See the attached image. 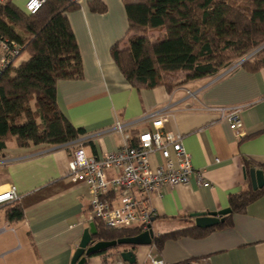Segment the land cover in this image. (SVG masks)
I'll use <instances>...</instances> for the list:
<instances>
[{
    "label": "crops",
    "instance_id": "obj_1",
    "mask_svg": "<svg viewBox=\"0 0 264 264\" xmlns=\"http://www.w3.org/2000/svg\"><path fill=\"white\" fill-rule=\"evenodd\" d=\"M24 12L27 0H5ZM79 7L66 17L81 57L83 77L60 80L56 102L69 123L85 134L112 127L115 119L140 120L149 113L165 119V129L182 136L194 172H202L210 187H202L195 173L189 184L164 188L150 196L155 218L154 237L194 227L192 214L228 208L231 195L249 190V169L264 167V67L250 72L235 68L223 76L191 81L167 91L165 87L136 90L123 78L111 57V48L125 39L127 15L123 0H99L104 13L89 9L91 0H74ZM241 107V128L212 108ZM151 130L149 120L137 123V136ZM121 136L108 133L88 141L87 155L115 152ZM154 164L160 158L153 159ZM65 146L18 147L8 142L0 156V192L16 188L20 199L5 205L0 219V264H71L89 220V197L83 184L68 177ZM22 209V219L8 221L6 210ZM0 208V209H1ZM129 248L87 258L86 264H110ZM136 263L147 256L165 264L206 259L208 264H264V195L233 214L230 224L204 238L180 237L134 249ZM135 263V264H136Z\"/></svg>",
    "mask_w": 264,
    "mask_h": 264
},
{
    "label": "trees",
    "instance_id": "obj_2",
    "mask_svg": "<svg viewBox=\"0 0 264 264\" xmlns=\"http://www.w3.org/2000/svg\"><path fill=\"white\" fill-rule=\"evenodd\" d=\"M88 6L94 13L106 10L99 0L89 1ZM123 6L127 32L110 53L125 81L136 90L162 86L171 91L191 81L214 78L228 70L233 60L242 62L239 67L250 72L264 67V49L254 57L248 55L264 44V0H123ZM78 7L74 0H45L37 13L28 15L9 1L0 5V38L20 48L19 56L0 76V156L11 141L20 148L62 146L85 135L83 129L69 123L56 102L58 81L83 77L66 17ZM23 53L28 59L15 67ZM135 137L132 134V141ZM261 171L264 178V167ZM263 195L264 187L231 195V213L223 224L160 235L153 238L152 245L160 250L169 239L204 238L228 226L233 214L243 213ZM22 216L19 206L6 210L8 221ZM93 224L94 242L141 233L137 228L116 230L98 221ZM118 248L133 249L117 246L94 255Z\"/></svg>",
    "mask_w": 264,
    "mask_h": 264
},
{
    "label": "built area",
    "instance_id": "obj_3",
    "mask_svg": "<svg viewBox=\"0 0 264 264\" xmlns=\"http://www.w3.org/2000/svg\"><path fill=\"white\" fill-rule=\"evenodd\" d=\"M5 0H0L2 5ZM45 0H27L24 12L37 13ZM20 48L13 42L0 38V76L19 56ZM242 62L231 66L219 76L238 68ZM218 76V77H219ZM230 122L232 130L241 128V107L212 108ZM143 120H149L151 130L142 132L132 141V128ZM117 133L121 146L111 153L87 155L83 146L95 137ZM68 149V177L71 183L83 184L89 197V220L98 221L105 228L123 230L130 228L146 231L155 218L150 206V196L164 188L187 185L195 173L198 183L210 187L202 172H194L191 158L182 145V136L165 129V119L158 113H149L140 120L123 122L115 119L111 128L96 134H85L66 143ZM160 162L154 164V158ZM20 196L13 186L0 192V207L15 204ZM147 264H165L159 257L148 255ZM110 264H129L120 257ZM142 264V263H136ZM177 264H208L197 259Z\"/></svg>",
    "mask_w": 264,
    "mask_h": 264
},
{
    "label": "water",
    "instance_id": "obj_4",
    "mask_svg": "<svg viewBox=\"0 0 264 264\" xmlns=\"http://www.w3.org/2000/svg\"><path fill=\"white\" fill-rule=\"evenodd\" d=\"M252 191L260 190L264 187V178L261 170L251 168L248 171ZM231 213L229 208L223 209L218 212L211 213H197L192 214L191 218L194 219V227L197 229H209L221 225L225 221V217ZM153 221V220H152ZM96 235L95 226L93 223L84 230L80 242L71 259V264H86L87 258L94 256L100 251H106L117 246L133 247L128 251L120 253V258L129 263H136V256L134 249L137 247H147L152 245L154 234L151 230V225L147 230L133 237L120 238L113 241H99L94 242L92 238Z\"/></svg>",
    "mask_w": 264,
    "mask_h": 264
},
{
    "label": "rangeland",
    "instance_id": "obj_5",
    "mask_svg": "<svg viewBox=\"0 0 264 264\" xmlns=\"http://www.w3.org/2000/svg\"><path fill=\"white\" fill-rule=\"evenodd\" d=\"M262 48V50L264 49V44H262L261 45V47H259V48H257V49H255V50H253L252 52H250V54H248V55H251L252 57H254V55H256L257 53H259ZM246 57V56H245ZM244 57V58H245ZM26 59H28V56H27V54L26 53H23L22 55H21V57L16 61V63H15V67L16 66H18V64L21 62V61H24V60H26ZM237 62V60H233V61H230L229 62V65H228V67L229 66H232L233 64H235ZM226 69V68H225ZM223 72V71H222ZM221 74V72L219 73V75ZM210 79V78H209ZM4 208H1L0 209V219H1V217H3L4 216Z\"/></svg>",
    "mask_w": 264,
    "mask_h": 264
},
{
    "label": "bare ground",
    "instance_id": "obj_6",
    "mask_svg": "<svg viewBox=\"0 0 264 264\" xmlns=\"http://www.w3.org/2000/svg\"><path fill=\"white\" fill-rule=\"evenodd\" d=\"M135 264V263H134Z\"/></svg>",
    "mask_w": 264,
    "mask_h": 264
}]
</instances>
